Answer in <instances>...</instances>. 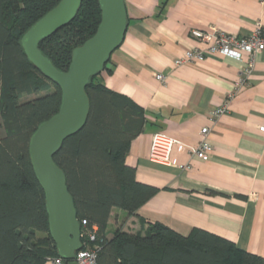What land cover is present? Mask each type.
I'll list each match as a JSON object with an SVG mask.
<instances>
[{"label":"crops","instance_id":"0c3cea01","mask_svg":"<svg viewBox=\"0 0 264 264\" xmlns=\"http://www.w3.org/2000/svg\"><path fill=\"white\" fill-rule=\"evenodd\" d=\"M125 1L128 27L104 82L143 107L145 129L133 139L126 162L140 181L160 190L134 215L114 208L106 235L119 227L135 232L160 222L183 235L206 229L264 257V51L255 55L249 75L243 74L245 52L241 58L211 54L175 65L197 45L195 30L210 33L219 27L249 35L257 23L264 30V0ZM241 78L245 84L236 89ZM230 95L229 113L213 118L211 112ZM206 126L212 145L207 159L178 146L172 165L149 159L155 132L195 146Z\"/></svg>","mask_w":264,"mask_h":264},{"label":"trees","instance_id":"16d2710c","mask_svg":"<svg viewBox=\"0 0 264 264\" xmlns=\"http://www.w3.org/2000/svg\"><path fill=\"white\" fill-rule=\"evenodd\" d=\"M59 2L0 0V264H45L59 257L29 143L38 125L58 112L62 91L29 60L21 43L23 34ZM100 21L99 1L82 0L76 17L39 47L66 71L74 48L93 36ZM110 60L86 88V124L54 156L67 177L83 245L98 244L96 264H264L263 256L203 228L183 235L148 222L139 231L119 227L106 235L114 208L134 215L160 190L140 181L126 162L133 139L145 129L146 115L131 97L105 84ZM94 229L97 241L88 242L87 232Z\"/></svg>","mask_w":264,"mask_h":264},{"label":"water","instance_id":"95a60500","mask_svg":"<svg viewBox=\"0 0 264 264\" xmlns=\"http://www.w3.org/2000/svg\"><path fill=\"white\" fill-rule=\"evenodd\" d=\"M101 21L96 32L74 48L70 65L60 70L46 56L40 42L71 22L82 0L60 2L37 20L22 36L21 43L29 60L62 91V102L56 114L41 122L29 143L31 162L45 192L49 232L60 257L68 264H78L76 253L83 247L82 225L69 191L65 171L55 159L64 141L80 131L90 112L87 86L101 73L125 37L128 13L125 0H98Z\"/></svg>","mask_w":264,"mask_h":264},{"label":"built area","instance_id":"2783aa9c","mask_svg":"<svg viewBox=\"0 0 264 264\" xmlns=\"http://www.w3.org/2000/svg\"><path fill=\"white\" fill-rule=\"evenodd\" d=\"M192 37L195 39L197 45L188 50L184 56L175 61L176 66H180L183 63L193 60L201 59L211 54H222L231 56L234 58H241L242 53L249 55L248 64L243 69V74L249 75L253 70L255 63V55L264 51V30L261 23H257L254 31L249 35H236L225 32L219 27H212L210 33H205L199 30L192 32ZM156 77L159 80H165V75L162 73H156ZM245 84V79L241 78L236 83V89H240ZM232 95L227 97L224 104L211 112L213 118H218L224 114L229 113V100ZM260 130L264 132V125L260 127ZM210 132L209 127L201 129L200 141L197 145H189L171 137L163 132H155L152 136L151 148L149 159L160 165L169 166L172 165L171 154L174 147L178 146L180 150L188 151L192 156L199 159H207L212 150V145L207 140V136ZM181 169L189 168L187 165H179ZM87 221L83 220V225H86ZM88 242L97 241L96 229L94 231L89 230L87 232ZM97 249L98 244L83 247L76 253V261L78 264H96L97 263ZM50 264H67L62 258H49Z\"/></svg>","mask_w":264,"mask_h":264},{"label":"rangeland","instance_id":"374dc122","mask_svg":"<svg viewBox=\"0 0 264 264\" xmlns=\"http://www.w3.org/2000/svg\"><path fill=\"white\" fill-rule=\"evenodd\" d=\"M0 132H1V128H0ZM119 210H120V209H119ZM120 211L122 212V210H120ZM122 213H123V212H122ZM117 216H118V215H114V219H116ZM112 227H113V226H111V228H112ZM129 227H130V226H129ZM129 230H131V228H129ZM112 233H113V232H110L111 235H112Z\"/></svg>","mask_w":264,"mask_h":264}]
</instances>
